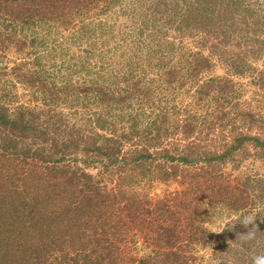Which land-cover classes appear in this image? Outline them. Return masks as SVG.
<instances>
[{
    "label": "trees",
    "instance_id": "1",
    "mask_svg": "<svg viewBox=\"0 0 264 264\" xmlns=\"http://www.w3.org/2000/svg\"><path fill=\"white\" fill-rule=\"evenodd\" d=\"M122 1L0 0V264H204L207 246L208 263L250 264L264 251V173L241 169L264 165L251 109L264 106V0H144L133 56L105 28L81 65L48 61L38 29L82 43L78 18ZM214 62L223 73L208 76ZM217 211L230 217L218 236Z\"/></svg>",
    "mask_w": 264,
    "mask_h": 264
},
{
    "label": "rangeland",
    "instance_id": "2",
    "mask_svg": "<svg viewBox=\"0 0 264 264\" xmlns=\"http://www.w3.org/2000/svg\"><path fill=\"white\" fill-rule=\"evenodd\" d=\"M126 1V2H125ZM144 0H123L122 2H119L118 4H111L108 7H106L104 10L101 9L102 7H99L97 9H94L92 12L88 13L84 19L77 21V27L76 28H84V42H78V36L79 34L74 33V29L70 30V31H62L60 29H57L56 27V23H47L45 24L44 28H40L38 29V33H40L41 37H44L45 40L47 41V44L50 46V51L45 54V56H48V61L53 60V59H57L59 60L58 57V51L60 55H63L62 58H69L71 59L72 63L71 64H76L77 62L78 64H82V60H81V50H84L87 45L89 43H93L94 41L95 44L97 43H102L100 42V38H97V34L99 33L101 30L107 28V29H113L114 34H118L117 37L118 39L122 36H126L128 35V40L130 43V49H124L126 50V52L129 54V57L133 54L134 52H137L136 49V45L134 43V40L137 39V31L138 28L142 29L141 31H143L144 29L147 28L148 25H150L151 23H148L145 25L144 22L146 20V7L144 5V2H142ZM122 3H126V5L124 6ZM126 7V8H123ZM150 11V10H149ZM148 11V12H149ZM152 12V10H151ZM143 38L146 39L147 43H149L150 45L154 46V39L148 35V33H144L143 32ZM168 36L171 38L173 36V33L168 34ZM174 38L172 37V40ZM133 40V41H132ZM177 40V39H176ZM133 42V43H132ZM136 42V41H135ZM190 41H186L187 46L190 47L192 46L191 42L189 45ZM83 43L85 44L83 46ZM131 45H134V47L131 48ZM114 46V45H112ZM96 47L98 52H100V48L98 46L93 45V48ZM155 47V46H154ZM111 48V46H110ZM112 49V48H111ZM157 49V48H156ZM198 50V49H196ZM195 50V51H196ZM147 53H149L150 51L148 49L145 50ZM105 52H108L107 50ZM112 52V51H110ZM152 54V52L150 53ZM205 54L209 55L208 52H206ZM66 55V56H64ZM115 59H119V61H121V56L118 55H113L112 53L109 54V60L105 61L107 66L110 65L112 58ZM101 57H97L96 59H100ZM144 59V58H143ZM148 59V57H147ZM215 61V59H214ZM100 63H102L100 61ZM143 63V62H142ZM215 63V68L214 70L209 74H207L208 76L210 75H214L215 74H221L223 73L221 66ZM95 64V63H92ZM145 65V62H144ZM108 69L111 70V67H106ZM86 73L85 70H81L80 72V76H74L72 83H78L80 81V78ZM79 85V84H77ZM251 91H249L247 93V96L250 95ZM31 94H33V91H29L27 90L26 87H20L17 90V96L19 97V104L20 105H25V106H30L33 105V99L31 97ZM81 97L82 95L79 94V92H77L75 94V97ZM251 96V95H250ZM241 98V97H240ZM242 99H245L244 97ZM69 103H71V99H69ZM36 104V103H35ZM15 107V106H12ZM90 108H95V105L90 107ZM251 109L253 111H255L256 113L258 112L259 114H264V106L263 105H258V104H253L251 106ZM243 168L241 169V174H263L264 173V165L259 161V159H249L247 162H245L242 166ZM97 170V169H96ZM90 172L95 173L96 171L93 169H89ZM239 174V171H235L234 176H237ZM176 185L174 183H170L168 185H164L160 183H156L154 188H153V192L154 195L155 193L160 194L163 189H165L166 187H170L171 189L176 188ZM227 212H219L217 211V215L215 216V218L213 219V221L207 225V229L209 230V232H211L213 235H217L218 233L222 230L223 225H224V220H222V217H225V222L229 221V218H226ZM253 222H255V218L253 220ZM258 223L261 226H264V220L263 218H259ZM258 229V227H257ZM257 231V230H256ZM263 232V231H262ZM144 250L143 245H140L138 247V252L139 254L142 253V251ZM209 250L210 248L207 246V248L203 249L201 251V254L205 257L204 258V264H216V263H208L207 262V257L209 254Z\"/></svg>",
    "mask_w": 264,
    "mask_h": 264
},
{
    "label": "clouds",
    "instance_id": "3",
    "mask_svg": "<svg viewBox=\"0 0 264 264\" xmlns=\"http://www.w3.org/2000/svg\"><path fill=\"white\" fill-rule=\"evenodd\" d=\"M254 217H246L243 221L245 225L252 224ZM256 238V233L254 231H249L244 234L243 239L247 241H252ZM250 264H264V251L251 253Z\"/></svg>",
    "mask_w": 264,
    "mask_h": 264
}]
</instances>
